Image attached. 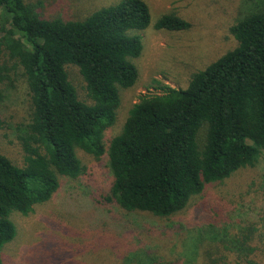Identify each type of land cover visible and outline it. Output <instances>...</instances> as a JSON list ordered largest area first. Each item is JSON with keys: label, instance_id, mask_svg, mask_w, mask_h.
I'll use <instances>...</instances> for the list:
<instances>
[{"label": "trees", "instance_id": "16d2710c", "mask_svg": "<svg viewBox=\"0 0 264 264\" xmlns=\"http://www.w3.org/2000/svg\"><path fill=\"white\" fill-rule=\"evenodd\" d=\"M246 4L247 13L229 29L235 47L191 74L184 89L155 82L161 94L140 98L105 146L119 90H130L138 80L133 60L142 53L139 34L184 32L191 25L173 12L152 22L144 0H122L79 20L47 19L41 3L0 0V110L20 88L28 107L26 124L19 125L23 167L0 151V264L4 247L17 235L11 218L28 217L51 201L60 179L83 175L78 151L97 160L106 155L111 189L97 204L162 224L192 206L211 214L209 221L218 215L224 220L222 205L213 210L202 201L211 188L229 198L226 184L264 158V0ZM1 126L6 130L0 118ZM261 181L234 185L233 191L255 187L257 200L239 212L232 231L219 228L230 220L213 221L192 237L185 249L191 264H264ZM158 254L138 251L127 261L182 264Z\"/></svg>", "mask_w": 264, "mask_h": 264}, {"label": "rangeland", "instance_id": "374dc122", "mask_svg": "<svg viewBox=\"0 0 264 264\" xmlns=\"http://www.w3.org/2000/svg\"><path fill=\"white\" fill-rule=\"evenodd\" d=\"M42 4V14L47 19L79 20L104 7L114 6L122 0H27ZM152 22L158 17L175 13L191 25L184 32L148 30L140 33L142 53L133 60L138 72L137 83L130 90H119L120 106L114 125L103 135V143L117 136L124 125L129 110L145 96H156L157 83L171 89H184L191 74L204 70L219 56L235 47L229 33L230 27L245 13L248 0H144ZM72 82L82 84L72 70ZM157 82V83H155ZM79 91V90H78ZM84 92L79 95L84 98ZM25 91L13 92L7 106L0 110L5 126L0 127V151L17 167H23L24 154L19 144L28 116ZM21 128V129H20ZM85 171L77 180L60 179V187L51 201L34 208L28 217L11 218L17 231L16 238L2 252L3 264H121L136 252L172 256L182 264H191L185 256L186 243L208 223L221 224L219 228H234L239 222V212L257 200L255 187L234 190V185L249 183L255 178L262 183L264 158L255 170L238 172L226 187L229 198L212 189L206 196L209 209L223 206L221 215L210 220L204 209L192 206L170 223L162 224L148 216L122 215L113 205L97 204L101 194L111 189L112 178L107 170L106 155L101 159L77 152ZM208 188V189H210ZM232 193V194H231ZM245 205V206H244ZM208 209V207H207ZM215 213V212H214ZM230 215V216H229ZM223 220V221H222ZM222 221V222H221ZM235 223V224H234ZM120 259V260H119Z\"/></svg>", "mask_w": 264, "mask_h": 264}]
</instances>
